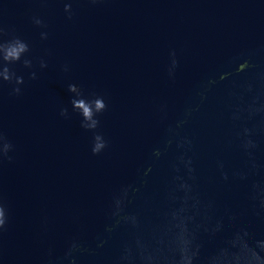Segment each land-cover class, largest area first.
<instances>
[{"label": "clouds", "instance_id": "clouds-1", "mask_svg": "<svg viewBox=\"0 0 264 264\" xmlns=\"http://www.w3.org/2000/svg\"><path fill=\"white\" fill-rule=\"evenodd\" d=\"M70 8L65 5L66 12ZM33 23L42 25L38 18H33ZM41 38H46V33H41ZM29 52V44L23 38L0 25V83L13 85L12 95L21 94L19 85L23 83V77L17 76L10 66L22 62L24 67L31 68L32 61L27 58ZM255 55L254 51L247 53L245 77L239 82L234 81V90L229 93L233 97L231 120L238 128L234 142L242 163L229 173L225 171V164L218 161L217 170L224 182L246 184V198L261 219L264 218V165L259 162L257 153L260 150L258 137L264 131V71L260 70ZM40 66L47 67L44 62ZM179 67V59L173 50L167 67L170 79H175ZM35 78L36 74L31 73V79ZM216 83L213 78L202 81L196 91L199 102L187 103L182 118L174 125L167 123V106L158 107L164 124L162 139L151 150L150 164L137 168L135 180L120 183L109 191L107 222L103 232L96 237L95 247H88L80 235H74L62 254L49 251L48 264H79L85 255L95 257L120 228L128 231V237L108 264H264V235H252L247 229L235 231L215 247H209V241L216 240L224 231L226 219H232L234 214L226 209L222 215H217L215 202L200 191L194 157L190 154L193 141L180 130L199 111ZM67 91L73 94L70 104L72 111L81 117L80 127L91 134V154L100 156L109 151L111 141L100 131V115L108 109L105 98L100 95L87 98L74 83L67 85ZM59 115L71 119L67 106L60 108ZM9 148L10 145L5 143V154ZM173 149L175 155L170 162L171 175L162 197L161 219L145 227L139 214L129 211L130 205L141 198L149 174ZM10 221L9 206L0 197V236L8 231Z\"/></svg>", "mask_w": 264, "mask_h": 264}]
</instances>
